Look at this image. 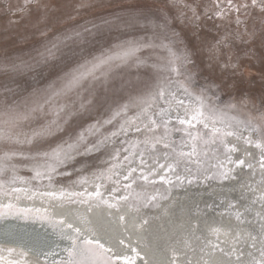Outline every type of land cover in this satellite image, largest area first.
Masks as SVG:
<instances>
[{
    "label": "rangeland",
    "instance_id": "1",
    "mask_svg": "<svg viewBox=\"0 0 264 264\" xmlns=\"http://www.w3.org/2000/svg\"><path fill=\"white\" fill-rule=\"evenodd\" d=\"M233 2L248 7H241L239 14L229 11L219 18L215 15L214 0H0V106L16 105L20 112L26 111L23 101L33 99V92L49 85L61 88L66 74L96 57L121 51L118 45L129 41L151 45L136 54L144 61L139 66L132 61L114 64L107 78L97 71V79L88 78L60 97L55 104L72 106V114L66 121L61 120L60 131L37 137L31 144L0 141V159L6 153L10 155L4 161L7 167L2 179L10 181L15 170V175L23 178L19 180L37 187L73 188L92 174L106 172L115 162L113 155L119 151L122 156L124 152L127 134H118L121 125L130 126L125 121L135 119L142 111L136 104L149 101L157 86L169 79V90L176 94V99L195 98L203 89L206 100L221 109L226 120L235 117L253 124L264 123L260 119L264 113V12L253 6L251 0ZM221 3L228 7L223 0ZM76 32L82 33L84 39L64 41L54 59L38 63L40 53L51 47L57 37ZM170 48L180 57L176 66L184 64L185 56L190 61L182 68L181 76L171 71ZM22 65L30 67L19 68ZM180 81L187 83L194 95L186 94L179 87ZM81 103L85 105L83 109ZM125 104L127 111L114 117ZM163 104L164 99H158L149 110ZM231 104L235 108L227 107ZM52 119L51 109L45 106L43 113L21 120L16 131L22 133V140L31 138L34 131ZM106 120L111 123H104ZM97 122L99 132L88 139L95 144L109 137L100 150L77 156L75 161L60 167L52 174L51 182L47 176L34 178V161L27 157L51 151ZM238 127L248 132L243 126L235 128ZM113 132L117 133L114 137ZM252 135L255 141L261 132ZM174 136L176 141L182 137ZM13 152L24 155L12 156Z\"/></svg>",
    "mask_w": 264,
    "mask_h": 264
},
{
    "label": "bare ground",
    "instance_id": "2",
    "mask_svg": "<svg viewBox=\"0 0 264 264\" xmlns=\"http://www.w3.org/2000/svg\"><path fill=\"white\" fill-rule=\"evenodd\" d=\"M177 100H183V105H177L172 101L171 116H185L192 113L189 100L192 105L196 104L194 97L183 96ZM160 108H168V104L155 106L150 110L157 122H160L158 115ZM207 115V113H206ZM226 119V118H225ZM135 123L125 127V131L118 133L120 136L126 135V143L120 156V164L115 171L120 173L119 179L127 174L128 164L123 161V157L134 151L133 145L137 140L151 138L153 133L143 129L144 124H148V119H133ZM170 127H181L179 123H174ZM211 123V122H210ZM191 131L200 132L205 137L211 135L210 128L206 129L202 124L193 122ZM140 126L142 131L136 132L135 128ZM219 126V124H217ZM182 127H188L184 125ZM237 132V136L227 137L229 146H234L235 151L231 153L233 160L243 159L244 166L227 163V155L223 146L209 143L206 146L207 155L200 156L203 161V169L195 173L196 178L192 183L185 179L183 183L175 182V176L168 175L173 179L174 184L169 190L166 183L159 181V175H163V170H159L156 176L150 177L156 180L155 187L148 185V193L156 190L166 196L164 199L146 202L144 200L116 201L111 195L114 185L105 175L103 179L98 174H92L81 182L80 185L63 187L59 185L35 186L34 183L26 180H17L12 184L5 181V190L0 191V204L9 203L20 209H31L28 219H20L24 213H17L15 209L4 210V215L0 216V264H8V261H24V264H45L43 257L38 256L34 251L29 250V237L40 234L49 240L60 244V249L69 246V241L62 240L56 235L54 225L63 220L64 224H71L73 228H79L84 237L99 240L106 248L111 249L108 255L133 256V249L139 251L140 256L136 258L135 264H238L236 256L241 251L245 254L239 264L251 260L253 257L259 258V252L249 247L250 237L248 234L259 229L264 220V171L259 167V157L261 150L254 144L246 143L245 138L248 132L238 128L231 129ZM184 135L182 132H173ZM155 135H163V128L159 129ZM254 141L253 135L251 136ZM200 149H205L201 141ZM185 150H188L185 148ZM166 151L162 145H158L156 152L151 156H158L160 163H170L171 157L165 160L162 153ZM147 164L141 166L138 156L133 157L132 167L139 169L144 167L145 172L157 165L148 155L145 156ZM218 162L224 163V168L217 167ZM253 165L252 169L247 164ZM195 169V166H192ZM231 169V171H227ZM227 171L228 179L220 176V172ZM180 176L192 174L185 173L182 169L177 172ZM139 171L134 173L138 177ZM205 176L210 179L205 180ZM117 179L113 176V180ZM97 185H103L100 189L103 197L109 200V204L100 202L96 198L89 199L87 196H72L70 193L95 192ZM121 185H123L121 183ZM145 185L144 181L137 180L134 186L140 190V186ZM23 188V192H9V189ZM57 193L56 196L42 195L43 193ZM66 195L61 197L59 193ZM125 190L120 187L116 196H123ZM32 198H29V197ZM79 201H87L81 203ZM117 204L116 207L110 206ZM243 213L237 216V213ZM260 213V216L256 214ZM37 217H47L38 219ZM66 235H74L72 230H66ZM123 241V243H121ZM257 243V248H259ZM15 249L9 252L7 249ZM57 249L55 259L61 257L67 259V254ZM221 249L223 251H221ZM22 252H27V256H22ZM251 252L252 256L248 253ZM231 253V254H230ZM115 264H124V261H115Z\"/></svg>",
    "mask_w": 264,
    "mask_h": 264
},
{
    "label": "snow or ice",
    "instance_id": "3",
    "mask_svg": "<svg viewBox=\"0 0 264 264\" xmlns=\"http://www.w3.org/2000/svg\"><path fill=\"white\" fill-rule=\"evenodd\" d=\"M215 5L217 7V11L215 15L219 18H224L229 11H235L239 14L241 7L247 8V4L237 5L233 2V0H223L224 3L228 6L224 8L222 6L221 0H214ZM253 6L259 7L261 12H264V0H251ZM185 7H188L185 5ZM193 14L195 16V10H193ZM198 18V17H197ZM238 24L240 23L239 17L237 16ZM84 36L82 33L76 32L74 35L65 36L63 38L57 37L56 42L52 43L51 47H46L45 51L40 53L38 63H46L50 59H54L56 54L61 51L60 45L64 43V41L71 40L73 42L77 40H83ZM225 40L227 37L224 38ZM221 42L218 41L219 45ZM150 44H145L143 42L137 41H129L125 42L122 45H118L117 47L121 49V51L115 52L113 54H108L106 56L96 57L92 61H87L85 64L80 65L78 68L74 69L71 73L66 74L65 80L66 83L57 89L53 85H49L47 89L44 90H36L33 92V99H25L23 101L24 106L26 108L25 112H20L17 110L16 105H3L0 106V141H10L15 144H23L28 143L31 144L32 140L37 137H42L46 135H52L55 131H60L61 120L64 119L66 121L67 117L70 116L71 113V105H61L55 104V102L62 96H66L73 89L78 88L81 83L91 78L93 80L97 79L96 72L99 71L101 76L107 78L108 72L111 71L114 64L119 66L120 64H127L129 61L139 66L144 63V61L140 60V58L136 55L142 48L150 47ZM67 47V45H65ZM173 59L170 61L171 71L176 74V76H181L182 68L186 66L190 61L187 60V57H183L184 64L181 66H176V61L180 59L176 55V53L170 48L169 49ZM69 54H71V49L69 50ZM28 65L19 66V68H28ZM17 70V69H14ZM190 75L188 79H190ZM172 81L169 79L161 85H158L156 90L151 94L149 101H139L136 104L137 107L141 108L142 111L138 114L136 119H141L146 117L148 119V124L143 125V129L148 132L153 133L151 138L146 137L144 140H137L132 146L134 151L130 152L128 155L123 157V161L128 164L127 174L122 177L124 183L121 185V180L119 179L120 173L115 171L118 166H122L120 164V152L117 151L112 160L115 161L110 165L106 172H100L99 178L103 179L105 175L107 178L112 181L117 187L112 189L111 195L113 199L116 201H129V200H144L146 202H152L159 199L167 198L163 196L159 190H156L153 193H148L147 186L151 185L155 187L157 184L156 180H151L150 177L156 176L159 170H163L164 174L159 175V181L166 183L169 186V190L171 186H173L174 181L168 175L171 173L175 176V182L183 183L185 179L188 180V183H192V180L196 178L195 173H199L204 171L203 169V161L200 159V156L203 152V155H207L206 146L209 143L219 144L223 146L224 152L227 155V163L235 164L237 166H244L245 161L243 159L233 160L231 153L235 151L234 146H229L227 143V137L237 136V132L231 129L236 126H243L248 132L249 136L245 138L246 143L254 144L255 147L261 150V155L259 157V167L262 171H264V123L261 124H253L251 120L244 121L238 120L235 117H232L231 120H226L224 117V113L221 109L213 107L205 98L204 90L202 89L199 94H195L196 104L192 105L191 100H189V106L192 107V113L189 115L185 114V116H180L177 114L174 119L179 122L181 127H170L172 124L173 117L171 116V105L172 101L175 100L177 105H183V100H177L176 94L171 92L169 89L171 87ZM179 87L184 90L186 94L189 96L194 95L193 92L190 91V87L187 83L180 81ZM167 96V98H166ZM158 99H164V102L168 104V108H160L159 109V117L160 122H157V119L153 115V113L149 110ZM147 104V107L144 105ZM45 106H48L51 111L54 119L50 120L48 124L44 125L40 130L34 131L32 133L31 138L25 137V139H21L22 133L16 131L17 125L21 120H28L34 117L37 113H43ZM85 105L83 103L80 104V108L83 109ZM229 108H235V104L228 105ZM128 105L125 104L121 106V108L114 113L115 116H119L121 112H126ZM67 109V111H65ZM207 113V115H206ZM261 121H264V113L261 114ZM233 121L235 123H233ZM193 122L196 124H202L204 128L211 130V135L205 137L200 132H193L191 129L193 128ZM211 122V123H210ZM104 123H111V120H106ZM135 123V120H127L125 124ZM219 124V126H217ZM187 125L188 127H182ZM100 124L97 122L96 124L89 125L87 129L79 132L75 135L74 138H70L58 144L54 149L49 152H39L34 156L27 157L34 161L33 171L35 172L34 178H42L47 176L49 182L52 180V174L57 173L58 169L62 166L67 165L75 161L77 156L87 155L94 151L100 150L102 146L109 140V137H103L99 139L95 144L90 143L88 137L90 135H94L96 132H99ZM163 128V135L157 136L155 133ZM121 131H125V125H121ZM136 132L142 131L140 126L135 128ZM260 131L261 136L255 141L251 138V133ZM173 132H182L184 135L180 138L179 141L172 139ZM117 133H111V136H116ZM203 142L205 145V149L199 148V143ZM158 145H162L164 151L162 155L165 160H168L171 157L170 163H160L158 156H151V153L156 152ZM187 148L188 150H185ZM124 151L128 152V149ZM24 155L23 153H11L14 155ZM148 155L151 159L154 160L157 167L150 168L149 171L145 172L144 167H140L137 169L136 167H132L133 157L138 156L139 164L144 166L147 164L145 156ZM10 159V155L8 153L5 154L3 159H0V191L5 190V181L2 179L3 174L6 170L7 165L4 163L5 160ZM42 162H39L41 161ZM195 166L193 169L192 166ZM218 168L223 169L224 163L218 162ZM249 169L253 168L251 163L247 164ZM182 169L185 173L192 174L191 178L188 176H180L177 174L178 170ZM139 171L140 175L138 177L134 176V173ZM227 171H231L228 169ZM227 171L220 172V176L227 180L228 175ZM113 176H116L117 179L113 180ZM23 179L15 175V170H13V175L9 183H16L17 180ZM210 179V177L205 176V180ZM137 180H141L145 182V185L140 186V190L138 191L136 187ZM80 182H86L82 180ZM123 187L125 190V194L123 196H116L115 193L120 191V187ZM103 185H97V190L95 192H83V193H70L72 196H87L89 199L96 198L100 202L109 204L110 201L104 199L103 193L101 192V188ZM9 192H23L26 193L27 189L23 188H13L9 189ZM42 195L56 196L57 193H43ZM61 197L66 195V193H59ZM29 198H32L31 196ZM81 203H86L87 201H79ZM110 206L116 207L117 204H111ZM12 210L15 209L17 213H24L20 219L27 220L28 213H30L31 209H20L16 208L15 205L9 203L7 205L0 204V216L4 215V210ZM243 213H237V216H241ZM260 216V213L256 214ZM38 219H46L47 217H37ZM264 220V217H261ZM56 229V235L62 239L69 241V246L60 249V244L47 239L40 234H35L29 237V250L34 251L38 256L43 257L45 264H115V261L123 260L124 264H135V260L140 256L139 251L133 249V256H116L113 258L108 255L111 249L106 248L104 244H102L99 240H94L90 237H84L81 239L83 234L79 228H73L71 224L65 225L63 220L57 222L54 225ZM66 230H72L74 235H66ZM250 244L249 247L252 249H256L259 252V258L253 257L251 260L244 262V264H264V223H261L259 229L253 233H249ZM123 243V241H121ZM257 243H259V248H257ZM57 249L65 252L67 254V259L61 257L60 259H55L57 255ZM3 251V249H0ZM7 251L14 252L15 249H7ZM221 251H223L221 249ZM22 256H27V252H22ZM231 254V253H230ZM245 254L243 251L236 256V260L239 264L241 262V258ZM249 256H252V253H248ZM3 257H0L2 260ZM8 264H24V261H8Z\"/></svg>",
    "mask_w": 264,
    "mask_h": 264
}]
</instances>
